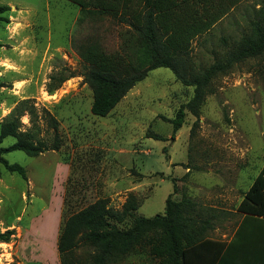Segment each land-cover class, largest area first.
<instances>
[{
  "label": "rangeland",
  "instance_id": "374dc122",
  "mask_svg": "<svg viewBox=\"0 0 264 264\" xmlns=\"http://www.w3.org/2000/svg\"><path fill=\"white\" fill-rule=\"evenodd\" d=\"M254 3L243 1L195 40L194 61L209 65L212 51L224 49L221 40L230 44L246 32ZM0 6L10 8L4 14L8 22H0V123L19 109L20 130L50 147L49 114L60 139L58 150L36 157L20 151L3 155L25 170L26 180L0 166V233H13L8 243L0 242V264L59 262L62 222L100 198L120 210L133 195L140 202L134 215L151 218L163 214L168 195L175 201L190 196L212 210L208 238L228 239L239 220L235 209L242 193L264 167V61L247 60L218 77L193 132L195 118L186 112L173 135L165 119L174 118L193 88L165 68L150 71L106 117L90 112L92 92L82 81L78 48L96 44L107 54H120L127 26L85 15L66 0H0ZM70 73L74 77L48 93L58 77ZM14 142L6 137L0 146ZM77 254L86 259L84 248ZM117 264L160 262L139 250Z\"/></svg>",
  "mask_w": 264,
  "mask_h": 264
},
{
  "label": "trees",
  "instance_id": "16d2710c",
  "mask_svg": "<svg viewBox=\"0 0 264 264\" xmlns=\"http://www.w3.org/2000/svg\"><path fill=\"white\" fill-rule=\"evenodd\" d=\"M66 1L85 15L108 16L128 28L125 50L120 54H107L96 44L78 48L85 65L82 81L92 92L90 112L97 117L109 115L150 71L165 68L184 87L193 88L191 98L179 107L174 118L165 120L172 124L174 135L188 112L195 118L193 132L206 97L214 93V81L247 60L264 61V0H255L246 32L230 44L221 40L224 49L212 51L213 61L207 66L194 61L192 43L245 0ZM9 10L0 6V22H8L4 14ZM72 77V73L58 77L48 93ZM27 103L24 100L20 104ZM28 114L32 123L33 110ZM20 116L19 109H14L0 123V145L6 137L15 139L7 148L0 146V166L26 180L25 170L9 164L3 155L20 151L36 157L46 150H58L60 139L57 121L49 114L47 123L54 133L50 147L20 130ZM154 138L160 139L157 135ZM139 206L133 195L127 197L120 210L109 206L108 199L100 198L69 215L57 237L59 264H117L139 250H146L148 257L160 264H264V167L242 193L235 210L244 216L226 240L208 238L207 233L214 228L212 210L189 197L175 201L168 195L163 214L151 218L135 216ZM126 221L128 227L117 226ZM12 234L10 230L0 233V242L8 243ZM82 248L86 259L77 254Z\"/></svg>",
  "mask_w": 264,
  "mask_h": 264
},
{
  "label": "crops",
  "instance_id": "0c3cea01",
  "mask_svg": "<svg viewBox=\"0 0 264 264\" xmlns=\"http://www.w3.org/2000/svg\"><path fill=\"white\" fill-rule=\"evenodd\" d=\"M254 178H255V177H254ZM254 178H253V179H254ZM253 179L251 180V182H250V184H249L248 188H249V187H250V185L252 184V181H253ZM28 184H29V187H30V183H29V182H28ZM248 188H247V189H248ZM247 189H246V190H247ZM188 197H189V198H191V199H193V198H192V197H190V196H188ZM241 199H242V198H241ZM240 201H241V200H240ZM240 201H239V202H240ZM235 212H236V214H237V215H239V220H238V222H237V224H236V226H235V229H236V228H237V226L239 225V223L241 222V220H242V218H243V216H244V215H243V214H240V213H238L236 210H235ZM12 226H13V225H12ZM235 229H234V231H235ZM234 231H233V233H234ZM233 233H232V234H233ZM232 234H231V235H232ZM230 237H231V236H230ZM216 240H217V239H216ZM55 264H59V262H57V261H56V263H55Z\"/></svg>",
  "mask_w": 264,
  "mask_h": 264
}]
</instances>
